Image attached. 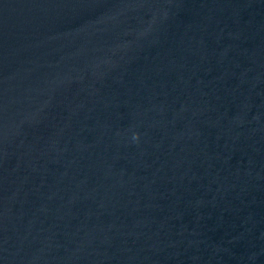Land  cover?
Returning <instances> with one entry per match:
<instances>
[{
    "label": "water",
    "instance_id": "95a60500",
    "mask_svg": "<svg viewBox=\"0 0 264 264\" xmlns=\"http://www.w3.org/2000/svg\"><path fill=\"white\" fill-rule=\"evenodd\" d=\"M0 264H264V0H0Z\"/></svg>",
    "mask_w": 264,
    "mask_h": 264
}]
</instances>
